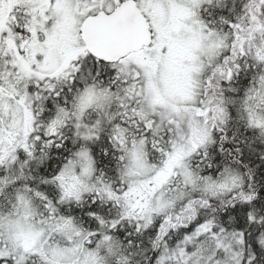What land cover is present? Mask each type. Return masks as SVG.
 Returning <instances> with one entry per match:
<instances>
[{"label":"snow or ice","instance_id":"1","mask_svg":"<svg viewBox=\"0 0 264 264\" xmlns=\"http://www.w3.org/2000/svg\"><path fill=\"white\" fill-rule=\"evenodd\" d=\"M0 264H264V0H0Z\"/></svg>","mask_w":264,"mask_h":264}]
</instances>
